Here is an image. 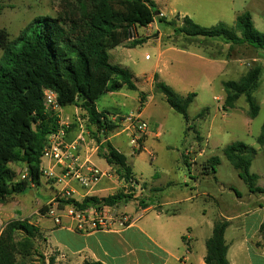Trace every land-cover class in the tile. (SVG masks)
<instances>
[{
  "label": "rangeland",
  "instance_id": "obj_1",
  "mask_svg": "<svg viewBox=\"0 0 264 264\" xmlns=\"http://www.w3.org/2000/svg\"><path fill=\"white\" fill-rule=\"evenodd\" d=\"M153 2L157 9L165 14L167 20L171 18L169 11L173 9L188 12L187 17L203 28L220 25L224 29L231 30L236 17L248 12L251 15L254 28L264 33V0H153ZM61 4V0H0V30L3 29L7 33L9 49L18 47L23 39L32 36L35 31V19L62 17L64 9ZM170 21H174L176 27L181 25L177 16ZM157 27V31L161 33L159 42L153 38L154 29ZM139 33L142 35L140 38L149 40L131 48L129 56L135 63V66L132 67L133 74L140 79L142 74L151 75L159 48L165 49L169 43H177L181 46L190 43L208 45L210 55L223 56L229 62L228 66H223V73L220 76V79L224 81H238L249 69L255 67L261 69L259 86L253 93L259 112L255 118H250L244 96L238 99L234 108L227 110L223 108V102L221 104L214 99V96H220L221 90L216 82L213 84V88H209L208 79H212V77L207 75L211 72L205 71L204 62L195 57L173 52L167 53V58L170 57L171 60L167 68H160L161 76L164 78L162 82L169 86L167 82L170 80L174 89L169 87L178 95L187 94L189 91L186 90L190 87L196 97L188 108L189 120L186 123L182 116L167 105L163 95L156 94L155 97L149 99L144 91L148 103L145 114L141 116L142 120L148 124L147 131L149 133L160 132L158 138L149 137L145 143L146 150L150 151L153 157L148 156L145 152L141 155L134 153L131 156L128 153L131 150L130 135L124 131L126 125L124 121L130 112L131 114L137 112L138 97L141 92L124 90L128 93L129 99L126 101L125 107L120 108L121 113L117 114H115L118 112L117 103L111 98L102 95L96 101L97 108L107 112L110 121L115 125L114 130L104 134L103 137L106 139L113 136L112 145L127 155V164L133 175L146 183H139V187L134 189L133 193L127 194L132 196V200L127 204H120L114 209L132 219L142 217L138 224L142 228H145V225L147 229L157 232L162 225V219H156V215L176 212L189 205L173 204L157 208L160 203L181 198L185 193L193 194V190H190L192 184L189 177L193 176L192 178H198L200 181L197 189L199 193L206 192L210 195L208 198L201 195L195 201L198 203V207L206 209L208 213L221 208L222 202L232 205L233 202L238 201V197L242 199L247 197L249 192L247 186L238 177L237 171L223 154V150L231 144L243 143L255 150L250 173L258 176L256 185L264 186V147L259 146L256 142L261 127L264 125V50L255 49L247 44L233 45L221 39L203 37L188 39L182 34H175L172 27L159 22L157 25H152L150 31L139 29ZM133 42L126 44L131 46ZM190 51L197 52V56L202 54L194 46ZM7 56L8 52L0 49V66L4 65ZM179 62L182 65L181 76L174 74ZM110 64H115L113 59H110ZM204 109H208V114L201 120L193 121V118ZM116 115L117 117L114 118ZM60 118L57 120V125L59 121L62 125L68 124L67 128H62L65 141L76 142L77 151L81 157L85 156L86 151L90 153L95 150V154H97L100 146L94 138L96 130L87 120L86 114L80 110L79 105L61 108ZM79 123L82 126L81 129ZM80 137L83 141L79 139ZM212 158L217 159V165L214 167L215 179L211 176L205 178L203 175L211 171L209 160ZM8 167L15 174L14 182L23 181L22 177L27 175V169L22 164H10ZM112 170L114 171V169ZM182 175L188 177L186 186L182 184ZM111 176L106 189L97 194L100 198L119 192L125 194L124 182L114 172H111ZM44 182L46 186L55 184L52 180H46L42 176L38 186L29 184L30 191L34 195L30 196L27 191L22 195L12 196L7 203L3 204L8 213L7 219L3 222L9 223L17 220L29 223L37 220L38 216L45 215V206L42 204H45L49 197L43 190ZM221 188L223 194L220 197L218 192ZM254 195L258 198L264 196ZM144 206L150 209L144 212ZM35 247L34 256L28 259L26 264H41L43 260L49 258V256H44L45 251L40 235L36 237ZM254 264L262 263L254 258Z\"/></svg>",
  "mask_w": 264,
  "mask_h": 264
},
{
  "label": "trees",
  "instance_id": "obj_2",
  "mask_svg": "<svg viewBox=\"0 0 264 264\" xmlns=\"http://www.w3.org/2000/svg\"><path fill=\"white\" fill-rule=\"evenodd\" d=\"M61 2L64 9L62 17L35 19L32 36L23 39L12 50L9 49L6 31L0 30V49L8 52L4 65L0 66V204L7 203L14 195L30 191L27 181H13L15 174L8 165H24L32 184L38 186L40 183L42 176L39 164L46 138L58 129L56 117L44 110L43 89H49L55 94L60 108L79 105L96 130L94 138L100 146L97 155L115 170L120 180L128 182L132 179L126 156L103 137L112 132L115 125L107 112H97L95 103L100 96L118 92L123 87L136 90L130 71L110 64L109 60V51L125 43L130 32L136 34V28H145L157 19L159 23L172 27L175 34H182L188 39H221L233 45L247 44L264 50V33L254 28L248 12L238 15L234 27L227 30L220 25L203 28L188 17H184L181 26L176 27L174 21L155 16L159 10L153 0ZM144 42L143 38L137 37L131 47ZM260 76L261 69L255 67L249 69L238 81L223 82V108H234L238 99L244 96L248 116L255 118L259 107L253 93L259 86ZM153 92L163 95L167 105L188 123L187 111L195 94L180 96L165 83L158 81L156 75ZM143 102L144 96L141 95L140 107ZM207 114L208 109H204L193 121L201 120ZM256 142L264 147V125ZM223 154L250 192L264 193V190L255 186L257 176L250 173L254 149L243 143H234L227 146ZM209 164L214 172L217 159H210ZM130 200L131 195L119 192L103 198L85 197L81 202L62 200L58 207L63 209L71 205L78 210L116 207ZM45 211H48L47 206ZM227 226L224 219L214 221L211 236L205 243L204 264H229L224 240ZM37 236L38 230L29 223L17 220L7 223L0 237V264H26L36 252ZM54 260V257H50L48 263L43 260L41 264H54Z\"/></svg>",
  "mask_w": 264,
  "mask_h": 264
},
{
  "label": "crops",
  "instance_id": "obj_3",
  "mask_svg": "<svg viewBox=\"0 0 264 264\" xmlns=\"http://www.w3.org/2000/svg\"><path fill=\"white\" fill-rule=\"evenodd\" d=\"M169 15L171 17L169 20H167L165 14L162 12H160L159 16L166 21H170L177 16L179 21L182 22V19L189 14L188 12L176 11L173 9L169 11ZM157 22L158 20L155 19L154 25H157ZM150 28H152V25L146 28H136L137 37L140 38L142 36L139 33V29L142 31H150ZM157 30L158 27L154 29L153 38L159 42L161 33ZM148 40L149 39L145 41ZM126 43L127 42L110 50L109 60L113 59L115 62L114 65L128 69L132 74L136 88L134 91L141 92V95L144 96V102L142 107H140L141 95H139L138 107L136 110L141 116L145 114L148 103L146 94L149 96V99L156 96V94L153 93L154 76L156 75L157 80L160 82L164 80L161 76L160 68H167L169 66L171 60L170 57L167 58V53L169 52L195 57L204 62L205 71L209 70L211 72L207 75L212 77V79H208L209 88H213V84L215 82L217 83L220 87L221 94L220 96H214V99L222 104L225 94L221 85L225 81L221 80L220 76L223 73V66H228L229 62L225 60L223 56L210 55L208 45L203 46L190 43L181 46L177 43H169L166 45L167 48H159L157 60L151 75L147 76L146 74H142L140 79L133 74L132 67L135 66V63L129 56V50L132 47ZM193 46L202 54L197 56V52H191L190 49ZM163 57H165V60H163ZM181 66L179 62L174 72L175 75L180 74L181 76ZM167 83L174 89L170 80ZM190 89L192 88H187L186 91L189 92L187 94H180V96L191 94L192 90ZM124 90H126L125 87L121 88L118 92L105 94L117 103L118 112L115 114L121 113L120 108H124L126 101L129 99L128 93ZM144 91L146 94H144ZM96 109L97 112H103L100 111L97 106ZM115 117H117V115L114 116V118ZM114 118L112 117V119ZM153 133H147L144 136L142 151L139 152V155L143 154V152L147 153L148 156H150V154L152 155L150 151L146 150L145 143L149 137H159V131ZM156 134L158 137H156ZM112 138L113 136H110L106 138V140L112 144ZM118 151L121 152L120 150ZM128 153L131 156L132 149L129 150ZM124 155L127 156L126 154ZM150 157H153V155ZM82 158L87 159L93 166L101 170L109 168L105 161L95 154V150L90 153L86 151L85 156H82ZM215 174L216 171H209L203 175L205 178L211 176L215 179ZM192 177L188 178L182 175L181 181L185 186L187 185V178L191 181L192 188H190V190H193V194L185 193L181 198L173 199L172 201L160 203L158 205L157 208L173 204H189L186 208H182L176 212L166 213L161 216L156 215V219H162V225L157 232L147 229L145 225V228H142L138 224L141 222L142 217H137L135 222L131 223L125 230L119 233L112 231L79 233L71 228L70 220L67 217H62L61 225H55L46 214L38 216L37 220L29 222V224L38 230L39 235L42 237L45 251L44 256H49V258L54 257V264H83L84 262H101L103 264H204V257L206 254L205 243L211 236L214 221L216 219H224L228 223L224 232V240L227 246L226 259L229 264H254V258L264 264V196L258 198L254 195H264V193H253L249 191L245 199L238 197V201L233 202L232 205L222 202L221 208L217 211L208 213L206 209L198 207V203L195 201L201 195L207 198L210 197V195L206 192L199 193L197 189L200 181L198 178L195 179ZM133 178L139 183L146 184L142 180L137 179L134 175ZM201 181H203V179H201ZM257 181L258 176L256 182ZM256 182L255 186L264 190V186L256 185ZM108 184V179H102L91 190H87L81 188L77 183L71 182L68 191L72 193V199L81 202L85 197L94 196L100 198L97 194L103 192ZM40 189L41 187L39 191ZM43 190L49 198L48 201L42 205L49 206L55 194L60 190V186L57 184L52 186L45 185ZM222 191L223 189L221 188L218 192L220 197L223 194ZM29 194L30 196L34 195L32 191H29ZM149 209V207H146L144 212ZM7 214L5 206L0 204V221H5L8 217ZM130 215L133 216V214ZM182 238L185 240L182 241ZM49 258L45 259L46 263H48Z\"/></svg>",
  "mask_w": 264,
  "mask_h": 264
},
{
  "label": "built area",
  "instance_id": "obj_4",
  "mask_svg": "<svg viewBox=\"0 0 264 264\" xmlns=\"http://www.w3.org/2000/svg\"><path fill=\"white\" fill-rule=\"evenodd\" d=\"M154 21L148 26L154 25ZM136 39L137 35L130 32L126 41L132 42ZM43 105L47 113L53 114L57 120L61 119V108L58 106L56 96L51 90L47 89L43 91ZM124 122L126 124L124 131H127L130 135L129 145L132 149V154L142 151L143 138L149 133L147 131L148 124L142 120L141 114L138 111L134 114H129ZM67 126V123L62 125L60 121L58 122L57 131L48 135L42 156L40 157L39 171L41 176L46 180H52L60 186V190L55 194L50 205L47 206V217L55 225H61L62 217H67L70 220L71 228L79 233L94 231L119 233L125 230L137 218L132 219L126 214L116 211L114 207H90L84 210L75 209L71 205L65 206L64 209L58 207L59 201L72 199V193L68 191L71 182L77 183L83 189L91 190L102 179H111V172L115 173L112 167L101 170L93 166L87 159H83L77 151V143H69L64 139V130L62 128L64 127L65 129ZM79 127L80 129L82 128L80 123ZM157 134L156 137H158ZM81 137L79 139L83 141ZM150 156L152 155L150 154ZM22 178L23 181H27L28 186L29 184L33 185L28 177V173ZM123 182L126 189L124 193L126 195L133 193V190L139 187V182L133 177L128 182ZM6 225L7 223L0 221V237Z\"/></svg>",
  "mask_w": 264,
  "mask_h": 264
},
{
  "label": "water",
  "instance_id": "obj_5",
  "mask_svg": "<svg viewBox=\"0 0 264 264\" xmlns=\"http://www.w3.org/2000/svg\"><path fill=\"white\" fill-rule=\"evenodd\" d=\"M159 15H160L159 11L155 12V16L156 17L159 16Z\"/></svg>",
  "mask_w": 264,
  "mask_h": 264
}]
</instances>
